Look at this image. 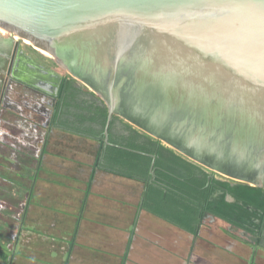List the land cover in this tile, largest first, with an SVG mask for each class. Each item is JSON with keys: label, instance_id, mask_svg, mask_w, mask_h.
I'll list each match as a JSON object with an SVG mask.
<instances>
[{"label": "water", "instance_id": "1", "mask_svg": "<svg viewBox=\"0 0 264 264\" xmlns=\"http://www.w3.org/2000/svg\"><path fill=\"white\" fill-rule=\"evenodd\" d=\"M0 28V81L51 94L62 80L15 37L29 39L106 104L108 125L264 189V0H0Z\"/></svg>", "mask_w": 264, "mask_h": 264}, {"label": "rangeland", "instance_id": "2", "mask_svg": "<svg viewBox=\"0 0 264 264\" xmlns=\"http://www.w3.org/2000/svg\"><path fill=\"white\" fill-rule=\"evenodd\" d=\"M23 44L26 51L33 52L58 68L62 74L68 75L40 49L24 41ZM83 90L89 89L83 87ZM12 109L19 112L15 106ZM13 116L14 121L17 116ZM0 122L2 127L8 125H3V120ZM27 134L30 136L28 141H31L34 135L30 129ZM70 137L66 132L51 134L45 168L38 172L35 201L29 208L31 224L44 232H50V227L54 228L51 232L64 242H55L48 249L44 242L45 238L48 239L46 235L38 238V235L28 230L23 240L28 258L23 260V264H39V261L43 262L40 264L61 263L62 259L58 255L51 254L53 251L65 253L70 248L69 240L81 213L83 218L70 264H122L124 259V264H264V246L256 245L255 237L212 215L205 216L199 235L194 236L146 211L139 213L141 184L102 170L93 176L97 142H84L78 137ZM13 140L11 136L2 140L0 135V153L7 154L8 158L14 152L18 155L17 161L30 160L27 154L24 158L19 154L30 152L29 149L21 144H10ZM14 169L0 166V173L8 182L5 184L7 188L15 191L19 187L15 181L27 186L32 184L26 177L30 174L29 170H18L17 166ZM214 173L219 179L231 180ZM11 181L14 182L9 183ZM0 183L3 184V181L0 180ZM7 188L5 195L8 193ZM8 196L10 200L18 197L14 193ZM26 200V197L22 200L19 197L20 202L16 206L19 214L24 211Z\"/></svg>", "mask_w": 264, "mask_h": 264}, {"label": "trees", "instance_id": "3", "mask_svg": "<svg viewBox=\"0 0 264 264\" xmlns=\"http://www.w3.org/2000/svg\"><path fill=\"white\" fill-rule=\"evenodd\" d=\"M92 105L97 106V102L93 100ZM97 112L104 128L108 108L102 103L97 106ZM111 124L112 127L114 121ZM124 124L123 132L117 136L112 135L110 128L111 145L103 152L100 167L108 174L141 184L139 213L146 211L194 236L199 235L205 215L209 214L245 231L256 238V245L264 246L263 188L219 179L216 173L177 153L161 141L128 123ZM151 171H154L155 175H152ZM38 172L39 170L28 171L30 174L26 177L32 181L30 186L15 181L19 187L13 191L5 185H0V215L5 218L0 216V264H23V260L28 258L23 242L28 230L38 235V238L46 235L48 239L45 238L44 242L48 249L55 242H64L60 236L51 232L54 228L50 227V232H44L30 223L29 208L35 201L34 189L39 178ZM0 178L7 182L1 173ZM6 188L8 193L5 195ZM9 193H14L15 196L17 194L16 200H10ZM27 194L26 207L19 214L16 211L20 202L18 199L20 197L22 200ZM228 196L233 197L234 201H229ZM82 215L83 213L79 215L75 230L71 234L70 248L65 253L53 251L51 254L62 259L59 264H70ZM124 262L125 259L122 264ZM40 263L43 262L39 261Z\"/></svg>", "mask_w": 264, "mask_h": 264}, {"label": "flooded vegetation", "instance_id": "4", "mask_svg": "<svg viewBox=\"0 0 264 264\" xmlns=\"http://www.w3.org/2000/svg\"><path fill=\"white\" fill-rule=\"evenodd\" d=\"M18 40L27 56L45 68L62 75V80L54 81V86L50 87L51 94L14 80L11 76H6L0 81V120L4 121L3 125L8 124L4 127L0 126L1 138L3 140L11 136L14 140L10 141V144L25 146L30 151L25 152V154L19 153L23 158L26 154L30 158V160L19 159L22 162L17 161L18 155H15L14 152L11 154L12 157L8 158L7 154L0 153V166L9 170L14 169L16 166L18 170H43L45 168V156L49 150L50 136L52 133L59 131L60 133H68L71 136L70 139L78 137L84 140V142H97L98 148L93 169L94 176L98 170H102L100 163L103 162V152L111 145L110 128H112V135L117 136L123 132L125 128L124 123H130L119 116H115L111 121V123L114 121L111 127L112 124L110 123L108 125L107 117L106 125L103 128L100 123L101 117L97 112V106L105 103L90 91L88 87L89 90L84 91L83 87L86 86L81 82L78 84L79 81L71 77L68 73V75L62 74L58 68L43 61L33 52L26 51L23 48L24 44L21 38ZM18 55L17 50L15 56L17 57ZM10 68L12 72L14 70V62ZM93 100L97 102V106L93 107ZM12 106H15L19 112L17 110L14 111ZM13 115L17 116L14 121L12 120ZM133 127L138 129L135 126ZM29 129L37 140L31 137L32 140L28 141V137H30L27 134ZM138 130L143 132L140 129ZM0 180L2 181L1 178ZM5 184L6 182L3 181L2 185ZM28 194L25 195L26 199L28 198Z\"/></svg>", "mask_w": 264, "mask_h": 264}, {"label": "bare ground", "instance_id": "5", "mask_svg": "<svg viewBox=\"0 0 264 264\" xmlns=\"http://www.w3.org/2000/svg\"><path fill=\"white\" fill-rule=\"evenodd\" d=\"M0 32H2L3 34H8V31L6 30V29H3V28H0ZM21 38V41H24V42H26V43H28V44H33L32 43V41H30L29 39H26V38H23V37H21V36H19V35H16V37H15V39L16 40H18V39H20ZM19 41V40H18ZM27 44V45H28ZM42 53H44L45 55H47V56H49V57H52L53 58V56L50 54V53H48V52H46V51H44V50H40Z\"/></svg>", "mask_w": 264, "mask_h": 264}]
</instances>
